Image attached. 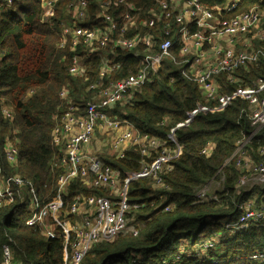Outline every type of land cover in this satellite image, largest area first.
I'll return each mask as SVG.
<instances>
[{"label": "trees", "instance_id": "1", "mask_svg": "<svg viewBox=\"0 0 264 264\" xmlns=\"http://www.w3.org/2000/svg\"><path fill=\"white\" fill-rule=\"evenodd\" d=\"M45 1L17 0L12 11H0V168L7 176L15 174L31 181L43 203L55 196L62 173L56 165L60 151L53 142V130L63 111L59 94L68 89L71 102L83 108L84 101L90 98L86 89L97 82L100 56L109 55L112 50L109 47L88 57L84 62V77L70 75L74 53L70 46L59 48L58 27L72 0H57L55 14L47 22L42 20ZM86 1L91 17L86 25L100 24L95 16L101 4L98 0ZM126 1L149 10L161 0ZM232 2L200 0L208 9H222ZM253 7L264 11V0H238V7L231 15ZM122 8L116 10L123 11ZM111 9L114 14L115 8ZM256 45L264 48V41ZM114 55L109 56L121 68L104 84L134 74L139 65L138 59L127 52L115 51ZM236 75L244 86L264 79V58ZM218 82L222 94L231 93L241 84H230L222 78ZM205 104L212 103L205 101L194 82L183 77L182 67L168 63L163 64L154 81L136 91L131 105L115 112L138 132L166 139L169 129L183 122L186 113ZM4 108L12 111L11 119L2 114ZM246 112L247 104L235 100L222 112L200 113L190 125L177 130L182 155L172 162V170L163 177L168 189L158 190L147 180H136L129 185L130 209L125 220L128 228L137 230V235L127 229L112 241L94 245L80 264H253L248 257L254 252H264V226L251 224L231 236L223 231L224 224L238 217L237 206L255 198L260 202L264 196V187L238 185L248 175L235 167L236 143L254 131ZM16 139L19 140L17 163L9 166L4 148L7 142L16 145ZM208 142L214 148L206 157L201 151ZM258 142H264V128L246 148L254 161L258 160L255 154ZM99 156L120 176L136 173L140 168L139 154L134 149L119 160ZM211 180L221 187L216 192L217 200L197 203V190ZM68 192V200L80 194L107 196L104 190L88 189L79 180L70 183ZM168 205L173 206L172 211L163 212ZM28 219L26 207L18 200L0 208V264H3V245L10 247L13 264H64V240L45 238L37 228L27 225ZM217 234H222L218 249L208 250L206 254L196 250L201 241ZM180 250L186 254L180 255ZM203 255L206 256L198 259Z\"/></svg>", "mask_w": 264, "mask_h": 264}, {"label": "built area", "instance_id": "2", "mask_svg": "<svg viewBox=\"0 0 264 264\" xmlns=\"http://www.w3.org/2000/svg\"><path fill=\"white\" fill-rule=\"evenodd\" d=\"M15 1L0 0V11H12ZM56 1L47 0L42 4L43 21L53 18ZM98 1L101 9L96 12L95 20L100 24L86 25L91 20L86 0H72L60 21L59 48L70 46L74 53L69 74L84 77L87 58L109 47L112 49L109 55L115 56V51L127 52L138 59L136 72L104 84L121 68L119 62L104 54L100 56L97 82L86 89L90 98L84 101L83 108L71 102L68 89L60 92L63 111L53 130V142L60 151L56 165L62 173L58 177L57 192L50 201H41L31 181L15 174L7 176L0 168V208L18 200L29 214L28 226L37 228L47 239L62 238L64 264H80L94 245L112 241L127 229L137 235V230L128 228L125 220L130 209L129 185L136 180H147L154 188L168 189L163 177L172 170V162L182 155L176 132L190 125L200 113L222 112L235 100L247 104L246 117L254 131L236 143L235 167L241 174L254 175L264 182V142L257 143L256 161L246 150L255 134L264 128V79L244 86L236 75L237 71L247 70L264 58V48L256 45L264 41V11L253 7L232 16L238 0L222 9H208L200 0H161L149 10L126 0ZM120 6L123 11L118 12L116 9ZM112 7L116 10L114 14ZM168 63L182 67L183 77L194 82L205 101L212 104L197 106L186 113L183 122L169 129L166 139H158L138 132L115 111L131 105L136 91L154 81L163 64ZM221 78L230 84H241L231 93L222 94L218 82ZM2 114L12 118L8 108H4ZM98 136L101 141H97L99 148L95 149ZM15 142L16 145L7 142L4 148L9 166L17 163L19 140ZM213 148L214 144L208 142L201 154L207 157ZM130 149L139 154L140 168L136 173L123 176L99 156L108 152L106 155L119 160ZM247 177L240 179L238 185L242 186ZM75 180L88 189H102L107 196L80 194L68 200L70 183ZM213 182L197 190V203L217 200L216 193L209 194ZM263 201L264 196L260 202L255 198L237 206L239 215L235 221L224 224V234L235 235L251 224L264 226ZM172 209L173 206L168 205L163 212ZM221 236L217 234L201 241L196 250L206 254L208 250L218 249ZM1 252L3 264H13L10 247L3 245ZM179 254L184 255L186 251L180 250ZM248 260L264 264V252H254Z\"/></svg>", "mask_w": 264, "mask_h": 264}, {"label": "rangeland", "instance_id": "3", "mask_svg": "<svg viewBox=\"0 0 264 264\" xmlns=\"http://www.w3.org/2000/svg\"><path fill=\"white\" fill-rule=\"evenodd\" d=\"M100 139V137L98 136L97 138H95V141H101V140H99ZM108 152H106L103 156H105L106 154H107ZM110 157V156H109ZM256 179V177L254 176V175H248V177H247V179H245V181H243V183H242V187L243 188H246V187H252V185L255 183V184H257L258 186H260V187H264V182H262L260 179H258V177H257V179ZM210 189V191H209V194H214V193H216V192H218V191H220V189H221V187H219V186H215V184H214V182L211 184V187L209 188ZM158 190H160V189H158ZM248 191V190H247ZM253 264H256L255 262H253Z\"/></svg>", "mask_w": 264, "mask_h": 264}, {"label": "crops", "instance_id": "4", "mask_svg": "<svg viewBox=\"0 0 264 264\" xmlns=\"http://www.w3.org/2000/svg\"><path fill=\"white\" fill-rule=\"evenodd\" d=\"M98 144H99V142L96 141L95 142V149H98L99 148V145ZM103 150H104V148H103Z\"/></svg>", "mask_w": 264, "mask_h": 264}]
</instances>
